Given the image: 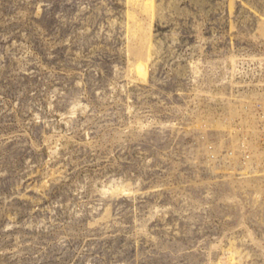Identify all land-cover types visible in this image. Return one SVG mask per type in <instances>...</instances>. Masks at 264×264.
<instances>
[{
	"label": "rangeland",
	"instance_id": "obj_1",
	"mask_svg": "<svg viewBox=\"0 0 264 264\" xmlns=\"http://www.w3.org/2000/svg\"><path fill=\"white\" fill-rule=\"evenodd\" d=\"M263 120L264 0H0V264H264Z\"/></svg>",
	"mask_w": 264,
	"mask_h": 264
},
{
	"label": "built area",
	"instance_id": "obj_2",
	"mask_svg": "<svg viewBox=\"0 0 264 264\" xmlns=\"http://www.w3.org/2000/svg\"><path fill=\"white\" fill-rule=\"evenodd\" d=\"M262 123H264V120L262 121ZM263 128V127H262ZM262 131V130H260ZM260 151L263 153L261 156V160H262V163H264V134L262 135V133L260 134Z\"/></svg>",
	"mask_w": 264,
	"mask_h": 264
},
{
	"label": "bare ground",
	"instance_id": "obj_3",
	"mask_svg": "<svg viewBox=\"0 0 264 264\" xmlns=\"http://www.w3.org/2000/svg\"><path fill=\"white\" fill-rule=\"evenodd\" d=\"M263 153L261 152V155H262ZM262 157V156H261Z\"/></svg>",
	"mask_w": 264,
	"mask_h": 264
}]
</instances>
